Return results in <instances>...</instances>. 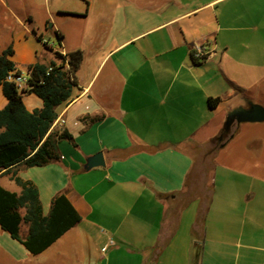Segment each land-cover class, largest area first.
Returning a JSON list of instances; mask_svg holds the SVG:
<instances>
[{
    "label": "crops",
    "instance_id": "1",
    "mask_svg": "<svg viewBox=\"0 0 264 264\" xmlns=\"http://www.w3.org/2000/svg\"><path fill=\"white\" fill-rule=\"evenodd\" d=\"M23 1L34 23L36 1ZM44 1L46 19L81 21L46 30L0 0L17 18L0 25V53L12 44L28 77L29 65L58 60L55 50L83 51L50 129L72 138L57 159L12 170L36 185L44 215L64 193L81 219L38 254L0 225V264H264V121L220 137L229 111L264 106V0ZM23 101L43 106L32 92ZM7 103L0 84V109ZM98 152L105 164L85 169ZM5 170L0 185L19 193ZM28 229L21 222V236Z\"/></svg>",
    "mask_w": 264,
    "mask_h": 264
},
{
    "label": "trees",
    "instance_id": "2",
    "mask_svg": "<svg viewBox=\"0 0 264 264\" xmlns=\"http://www.w3.org/2000/svg\"><path fill=\"white\" fill-rule=\"evenodd\" d=\"M42 39L41 36H38ZM58 44L62 38L56 32ZM45 46L53 47L47 42ZM12 44L0 53V84L8 103L0 109V170L21 187L14 192L0 185V225L10 235L19 240L33 254H38L51 245L81 217L69 203L64 193L56 195L47 215L43 214L39 191L36 185L25 180L12 167L18 163L26 166H42L59 157L58 142L71 139L67 130H50L57 117L56 107L67 100L73 87L78 83L77 71L83 58L81 49L63 54L55 50L58 60L49 64L35 62L28 67L27 87L20 88L10 73L21 74L15 62ZM32 92L43 100L41 108L28 110L23 101V92ZM219 97H209L208 104L214 108ZM230 131L224 129L220 137L226 138ZM29 225L28 234L21 236L20 224Z\"/></svg>",
    "mask_w": 264,
    "mask_h": 264
},
{
    "label": "rangeland",
    "instance_id": "3",
    "mask_svg": "<svg viewBox=\"0 0 264 264\" xmlns=\"http://www.w3.org/2000/svg\"><path fill=\"white\" fill-rule=\"evenodd\" d=\"M36 1V5L33 7V17H34V23H29L27 17H24L25 14L23 13L22 9H23V6H22V3L24 2L23 0H12L13 2V7H14V10L17 12V14L22 18L24 17L25 18V21L28 25H40L43 27V29L46 28V30L49 29V27H51L52 25H56V22H58L60 25H73V23L70 21V20H63L65 19L66 16L64 15H58L56 13H54L53 17H54V20L53 18L52 19H46L45 17V12L44 10H41L40 8L42 7V3L45 2L44 0H35ZM51 2V4H53V2H55V0H49ZM61 1H65V0H61ZM17 15V17H19ZM69 17H73L72 19H74L75 21H81L80 18H78L77 16H70ZM69 17H66L67 19H70ZM16 17L13 16V14L10 13V11L2 6V4H0V25H17V21H16ZM27 19V20H26ZM55 19H56V22H55ZM64 22V23H62ZM55 40H56V37H55ZM1 45H0V50H1ZM214 147L208 145L206 146V149L204 151H212L214 150L213 149ZM201 149L197 150L196 153H197V156L200 154L201 155ZM197 161L200 160L198 157L196 159ZM207 187L209 188L210 186L207 185Z\"/></svg>",
    "mask_w": 264,
    "mask_h": 264
},
{
    "label": "water",
    "instance_id": "4",
    "mask_svg": "<svg viewBox=\"0 0 264 264\" xmlns=\"http://www.w3.org/2000/svg\"><path fill=\"white\" fill-rule=\"evenodd\" d=\"M256 122L264 121V106L258 103H250L249 107L238 106L229 111L226 121L225 129L230 130L231 126L235 122ZM104 157L102 152H98L92 156H89L84 165L85 169H90L95 166L104 165Z\"/></svg>",
    "mask_w": 264,
    "mask_h": 264
},
{
    "label": "built area",
    "instance_id": "5",
    "mask_svg": "<svg viewBox=\"0 0 264 264\" xmlns=\"http://www.w3.org/2000/svg\"><path fill=\"white\" fill-rule=\"evenodd\" d=\"M192 55L197 61L204 60L207 55L206 46L203 43H198L193 45ZM8 78L14 80L20 88H23L24 84H27V79H28V77H25L22 73L19 75H14L13 73H10Z\"/></svg>",
    "mask_w": 264,
    "mask_h": 264
}]
</instances>
